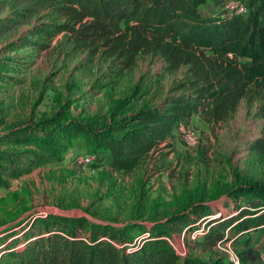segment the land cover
Returning <instances> with one entry per match:
<instances>
[{
	"label": "rangeland",
	"instance_id": "374dc122",
	"mask_svg": "<svg viewBox=\"0 0 264 264\" xmlns=\"http://www.w3.org/2000/svg\"><path fill=\"white\" fill-rule=\"evenodd\" d=\"M241 1L207 0L201 12L223 16L227 5ZM58 23L48 0H0V244L18 239L21 247L30 228L42 233L63 220H76L83 239L122 231L128 251L168 228L171 237L163 238L180 257L221 258L230 264L229 254L242 249L233 242L246 237L250 247L264 252L263 229L236 233L232 226L214 254L197 246L208 219L234 215L237 206L258 208L251 196L235 202L226 194L253 184L264 190V150L251 149L264 136L258 102L241 100L228 120L216 124L204 114L192 115L174 126L169 147L129 172L112 170L104 149L81 164L83 154L90 153L81 137L64 140L55 158L43 153L39 135L73 124L98 128L140 107L164 104L180 93L176 87L186 75V68L168 73L164 61L151 55H138L130 69H122L101 50L55 33L50 26ZM187 133L196 137L194 147L187 145ZM8 154L24 160L4 170L2 155ZM203 206L214 214L175 230L174 218H192ZM13 263L0 253V264Z\"/></svg>",
	"mask_w": 264,
	"mask_h": 264
},
{
	"label": "trees",
	"instance_id": "16d2710c",
	"mask_svg": "<svg viewBox=\"0 0 264 264\" xmlns=\"http://www.w3.org/2000/svg\"><path fill=\"white\" fill-rule=\"evenodd\" d=\"M48 1L60 19L50 26L55 33L65 32L86 48L101 50L122 69H130L138 55H151L164 61L168 73L186 68V75L176 87L180 93L164 104L140 107L98 128L73 124L42 135L33 132L40 136L38 146L44 154L51 152L55 158L64 140L72 137L70 142H75L81 137L90 152L83 156H94L104 149L110 155L112 170L129 172L152 153L169 147L167 140L174 126L194 114H204L216 124L228 120L245 100L248 105L260 103L264 118V0H242L246 14L226 10L223 16L202 14L207 0ZM251 149L263 151L264 136ZM2 158L4 170L24 160L20 154ZM226 194L235 202L251 196L259 202L258 208L237 206L233 207L234 215L208 219V230L197 238L204 253L214 254L215 247L228 240L224 233L227 227L232 226L236 233L264 230L263 189L244 185ZM212 214L203 206L192 212L194 217L188 214L171 222L179 231L178 224L192 226L202 216ZM61 224L42 233H33L30 228L21 247L18 239H12L0 244V253L14 260L13 264H226L221 258L178 256L163 238L164 234L171 237L168 228L149 234L128 251L122 231L96 232L83 239L77 234L79 221L63 220ZM250 241L246 237L233 242L242 246L236 256L240 264H261L260 252L249 246Z\"/></svg>",
	"mask_w": 264,
	"mask_h": 264
},
{
	"label": "built area",
	"instance_id": "2783aa9c",
	"mask_svg": "<svg viewBox=\"0 0 264 264\" xmlns=\"http://www.w3.org/2000/svg\"><path fill=\"white\" fill-rule=\"evenodd\" d=\"M226 10L229 11L230 13H238V14L247 13V9L242 2H231L229 5L226 6ZM184 138L189 147H194L197 143L196 137L191 133H187ZM93 157L94 156L92 155H84L80 158V163L83 165H87L93 160ZM260 260H261V264H264V252L260 253ZM228 262L230 264H240L239 259L233 253L229 254Z\"/></svg>",
	"mask_w": 264,
	"mask_h": 264
}]
</instances>
